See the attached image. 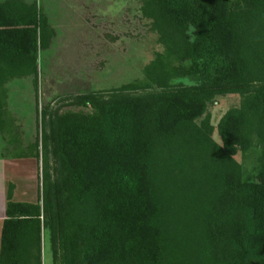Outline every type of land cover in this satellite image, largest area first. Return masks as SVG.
Segmentation results:
<instances>
[{
    "label": "trees",
    "instance_id": "16d2710c",
    "mask_svg": "<svg viewBox=\"0 0 264 264\" xmlns=\"http://www.w3.org/2000/svg\"><path fill=\"white\" fill-rule=\"evenodd\" d=\"M138 1L161 46L143 77L44 108L23 145L3 85L36 75L51 30L35 2L0 0V134L42 163L36 203L9 184L0 264H42L43 231L52 264H264V0ZM227 94L240 104L213 127Z\"/></svg>",
    "mask_w": 264,
    "mask_h": 264
},
{
    "label": "rangeland",
    "instance_id": "374dc122",
    "mask_svg": "<svg viewBox=\"0 0 264 264\" xmlns=\"http://www.w3.org/2000/svg\"><path fill=\"white\" fill-rule=\"evenodd\" d=\"M24 1L36 3L51 32L47 43L38 45L36 75L14 78L3 85L6 109L14 117L23 145L32 143L36 136L40 140L44 108L48 107L50 111L59 108V113L87 110L71 105V96L109 90L141 79L144 65L153 59L155 52L161 51L156 35L149 29V21L141 15L138 0ZM178 82L191 83L187 78L173 81ZM240 101L237 94L212 99L205 113L210 124L216 127L220 118L239 106ZM215 140L219 142V137L216 136ZM5 149L6 140L0 134V155L9 154ZM258 154V149L251 148L244 153L238 152L235 158L245 173L252 174ZM36 164L33 168L41 176V186V160ZM12 166L7 165L2 175L4 178L8 174L9 177L14 174L19 177L20 170H27V192L24 197L17 196L16 199L33 202L35 183L30 176V166L28 169ZM13 180L10 178L9 181ZM5 187L7 189L8 183ZM48 251L45 247L43 264H50Z\"/></svg>",
    "mask_w": 264,
    "mask_h": 264
},
{
    "label": "crops",
    "instance_id": "0c3cea01",
    "mask_svg": "<svg viewBox=\"0 0 264 264\" xmlns=\"http://www.w3.org/2000/svg\"><path fill=\"white\" fill-rule=\"evenodd\" d=\"M6 148H7V144H6ZM7 151V149H5ZM36 162L39 164V162L35 159V158H12L9 155H6L4 153H2L0 155V244H1V232H2V226H3V221L5 218V210H6V205H7V193H8V188H9V184H12L14 186L13 188V195H12V201L14 202H26V203H36L37 199H38V191L40 188L39 185V178L40 176L37 175V169H34L33 167H36L37 164ZM10 166V165H15V166H22L26 169H28V166H30V176H32V178H34L33 180V184L34 188H35V200L33 202L31 201H18V199H16V197L18 196V198H22L25 196V192H27L28 189V185H27V174H25V172H22L21 170L19 172L20 176L19 177H14V175H11V177H9L8 175L6 176V178H4L3 171L5 170V168ZM12 166V167H13ZM21 167V168H22ZM12 174V173H10ZM37 179V183H36V179ZM10 178L16 181H9ZM17 178V179H16ZM27 182V183H26ZM8 183V187L6 189L5 185ZM26 186V188H25ZM25 188V189H24ZM45 247L49 250L47 256L49 257V261L50 264H52V257H51V251H50V243H49V235L47 231H43L42 232V264H43V252Z\"/></svg>",
    "mask_w": 264,
    "mask_h": 264
},
{
    "label": "clouds",
    "instance_id": "9594fccd",
    "mask_svg": "<svg viewBox=\"0 0 264 264\" xmlns=\"http://www.w3.org/2000/svg\"><path fill=\"white\" fill-rule=\"evenodd\" d=\"M223 145L221 144V147H222Z\"/></svg>",
    "mask_w": 264,
    "mask_h": 264
}]
</instances>
